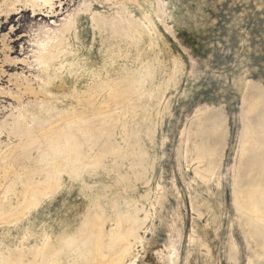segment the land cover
I'll list each match as a JSON object with an SVG mask.
<instances>
[{
    "label": "rangeland",
    "instance_id": "1",
    "mask_svg": "<svg viewBox=\"0 0 264 264\" xmlns=\"http://www.w3.org/2000/svg\"><path fill=\"white\" fill-rule=\"evenodd\" d=\"M0 264H264V0H0Z\"/></svg>",
    "mask_w": 264,
    "mask_h": 264
}]
</instances>
